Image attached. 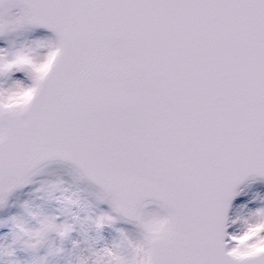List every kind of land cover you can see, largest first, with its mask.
Here are the masks:
<instances>
[{
  "label": "snow or ice",
  "instance_id": "6c2138e0",
  "mask_svg": "<svg viewBox=\"0 0 264 264\" xmlns=\"http://www.w3.org/2000/svg\"><path fill=\"white\" fill-rule=\"evenodd\" d=\"M0 264H264V0H0Z\"/></svg>",
  "mask_w": 264,
  "mask_h": 264
}]
</instances>
